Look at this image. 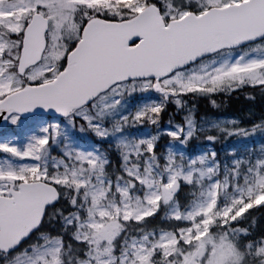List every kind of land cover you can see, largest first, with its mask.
I'll list each match as a JSON object with an SVG mask.
<instances>
[{"label":"snow or ice","instance_id":"obj_1","mask_svg":"<svg viewBox=\"0 0 264 264\" xmlns=\"http://www.w3.org/2000/svg\"><path fill=\"white\" fill-rule=\"evenodd\" d=\"M256 92L264 0H0V264H264V113L189 103Z\"/></svg>","mask_w":264,"mask_h":264},{"label":"trees","instance_id":"obj_2","mask_svg":"<svg viewBox=\"0 0 264 264\" xmlns=\"http://www.w3.org/2000/svg\"><path fill=\"white\" fill-rule=\"evenodd\" d=\"M218 107H212L211 103L206 99H197L190 101V104L195 105V118L199 120L200 117L218 119V118H234L241 122L242 126H251L253 121H258L262 113H264V97L256 92L255 99L250 100L245 98L244 93H234L229 96L223 94L218 95L216 98ZM169 115L173 121L179 123L183 120V113H178L174 105H169L166 112L162 113V124H166L169 120ZM165 141H160L163 144ZM197 143H206L200 141ZM231 138L228 141L221 140L215 144V150L221 155L224 154L226 146L231 145ZM195 147V145H193ZM102 147L107 148L108 145L104 144ZM113 159L118 162L115 156L114 149L112 150ZM258 223L260 222V214L257 213Z\"/></svg>","mask_w":264,"mask_h":264}]
</instances>
